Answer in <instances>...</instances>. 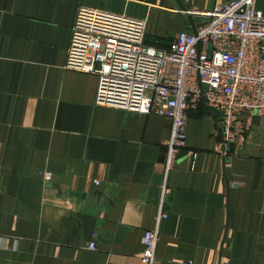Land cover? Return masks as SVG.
I'll list each match as a JSON object with an SVG mask.
<instances>
[{"label":"crops","instance_id":"obj_1","mask_svg":"<svg viewBox=\"0 0 264 264\" xmlns=\"http://www.w3.org/2000/svg\"><path fill=\"white\" fill-rule=\"evenodd\" d=\"M233 1L0 0V264H142L156 228L171 122L98 106L100 78L66 70L79 10L146 19L172 49L191 12ZM169 186L157 264H264V119L226 145L189 112Z\"/></svg>","mask_w":264,"mask_h":264},{"label":"built area","instance_id":"obj_2","mask_svg":"<svg viewBox=\"0 0 264 264\" xmlns=\"http://www.w3.org/2000/svg\"><path fill=\"white\" fill-rule=\"evenodd\" d=\"M196 32L172 49L146 44L148 21L82 7L72 28L66 70L100 78L97 105L171 122L156 228L144 236L142 264H157L160 225L168 218L170 176L187 147L189 112L218 114L224 143L245 137L264 119V12L257 0L194 11ZM195 157V155H194ZM50 183L52 175L43 173ZM97 251L96 243L88 247Z\"/></svg>","mask_w":264,"mask_h":264},{"label":"water","instance_id":"obj_3","mask_svg":"<svg viewBox=\"0 0 264 264\" xmlns=\"http://www.w3.org/2000/svg\"><path fill=\"white\" fill-rule=\"evenodd\" d=\"M196 32V28H194V33ZM215 114V116H217L218 114H216V113H214ZM68 195L67 196H64V198L67 200L68 199Z\"/></svg>","mask_w":264,"mask_h":264}]
</instances>
